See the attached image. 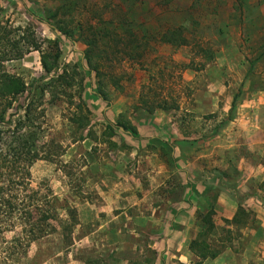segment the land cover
Returning a JSON list of instances; mask_svg holds the SVG:
<instances>
[{
	"label": "rangeland",
	"instance_id": "obj_1",
	"mask_svg": "<svg viewBox=\"0 0 264 264\" xmlns=\"http://www.w3.org/2000/svg\"><path fill=\"white\" fill-rule=\"evenodd\" d=\"M107 1L113 3V0ZM60 2L0 0V22L13 38L29 29L33 39L43 42V50L48 47L47 40L57 39L62 53L60 65H77L84 76L83 97L92 111L91 129L95 137L108 122L115 123L120 116L135 127L138 122L164 116L188 143L197 142L198 150L208 153L216 144L224 143L228 122L246 108L244 105L250 99H264V0L137 2L133 15L136 24L148 19L150 32L183 24L187 37L197 39L201 46L210 49L213 59L205 62L192 47L161 45L142 62L126 60L119 68L116 66L117 73H126L122 89L113 90L108 84L112 103L109 109H105L106 104L97 96L96 80L82 60L84 45L71 42L49 27L45 12ZM79 15L77 12L73 17L78 20ZM23 45L20 48L24 50ZM0 72L21 77L28 87V92L6 113V121H15L23 115L25 104L34 94L38 97L32 88L45 79L40 52L30 50L21 59L0 62ZM141 96L148 101L157 96L171 97L178 110L169 113L158 110L152 116L135 111ZM48 98L47 95L34 112L37 128L33 131L41 138L40 143L48 140L59 143L63 156L53 163L38 160L29 171L33 189L51 191L50 207L55 219L45 223L48 234L30 244L25 258L21 257V249L14 246L17 244L9 243L19 229L0 234V264H164L166 254L153 247L152 242L158 237L151 235L150 230L158 229L160 212L168 204L162 197L167 194L175 198L180 193L182 179L174 170L176 158L171 160L164 155L159 143L145 144L138 134L136 138L120 130L113 140L118 144L123 141L131 150L111 151L94 140L81 139L87 135V129H78L68 122L72 113L68 100L62 98L48 104ZM257 110L264 120V104ZM7 130L8 127L0 124V131L7 133ZM177 144V141L171 144L172 154L174 149L178 153ZM192 157L193 154L189 156ZM205 172L203 176L207 177L210 173ZM227 176L235 180L239 174L227 168ZM187 177L192 180L191 174ZM199 203L201 212L198 211L197 224L201 232L200 217L208 209V202ZM71 210L75 211L73 219ZM256 222L254 219L243 228L249 227L247 237L241 229L239 237L225 243L239 262L247 258V264H264V260H256L261 255L256 248L264 243V228ZM215 225L219 229L210 236L212 240L220 235L223 223L215 222ZM64 226L68 227L67 239L62 231ZM9 245L14 247V254L4 258L2 249ZM245 247L249 251L241 258ZM151 251L156 254L152 255Z\"/></svg>",
	"mask_w": 264,
	"mask_h": 264
},
{
	"label": "trees",
	"instance_id": "obj_2",
	"mask_svg": "<svg viewBox=\"0 0 264 264\" xmlns=\"http://www.w3.org/2000/svg\"><path fill=\"white\" fill-rule=\"evenodd\" d=\"M139 1L113 0L110 4L107 0H61L60 5L45 12L47 19L50 20L49 27L53 31L59 32L73 43L84 45L82 60L86 63L87 72L96 80L97 96L106 104L105 109L111 106L108 84L113 90L122 89L121 82L126 73L123 71L117 73L116 69L126 60L142 62L161 45H170L173 48L192 47L201 54L205 62L213 59L210 49L201 46L197 39L187 37V29L183 24L153 32L149 30L148 19L136 24L133 15ZM142 9H145L143 13L145 15L147 9L145 7ZM77 12L81 18L84 16L85 18L83 20L74 18L73 15ZM27 31H22L20 37L13 38L12 33L0 22V50L2 49L0 62L21 59L30 50L38 51L45 74L44 81L32 88L38 97L34 94V97L25 104L22 116L15 121L9 119L6 121L7 111L20 96L28 92V87L21 77L0 72V124L8 127L5 131L7 133L0 131V234L19 229L9 243L17 244L14 246L21 249L22 258L27 256L32 242L48 234L49 231L44 229L45 223L55 219L53 209L50 207L51 191L46 189L45 193L40 189H33L29 171L31 165L38 160L53 163L63 156L59 143L53 140L40 143L41 138L35 130L33 131L37 128L34 123V112L45 102L44 98L49 96L48 104L62 98L68 100V105L72 109L68 122L78 129H87V135L81 139L94 140L98 145H105L111 151H123L131 150V147L123 141L118 144L113 140L119 130L139 138L137 128L123 116L115 123L108 122L100 135L95 137L91 129L92 111L83 97L84 76L78 71V66L60 65L62 53L57 39L47 40L48 47L43 50V42L33 39L30 30ZM20 44H24V50L20 48ZM127 79H130V75ZM139 103L134 110H141L150 116L158 110L164 113L178 110L176 101L171 97L157 96L148 101L146 97L141 96ZM40 114H43V111ZM152 140L166 146V149L161 148V152L173 160V147L170 143L166 144L160 138ZM64 173L69 175L67 170ZM215 200L214 197V203ZM74 212L71 210L72 219ZM214 218L215 212L211 207L200 217L203 230L189 243V251L197 258L195 264L216 258L228 247L225 243L239 237L240 230L254 220L252 213L245 210L242 202H238L236 214L231 220H221L223 227L220 229V235L212 240L210 236L219 229ZM171 228L175 229L173 224ZM67 230V226L62 227L65 239L68 238ZM13 248L10 245L4 247L2 256L4 258L13 256ZM151 254L156 253L151 251Z\"/></svg>",
	"mask_w": 264,
	"mask_h": 264
},
{
	"label": "crops",
	"instance_id": "obj_3",
	"mask_svg": "<svg viewBox=\"0 0 264 264\" xmlns=\"http://www.w3.org/2000/svg\"><path fill=\"white\" fill-rule=\"evenodd\" d=\"M263 104L262 98L250 99L244 105L246 108L228 122L224 143L216 144L208 153L198 150L197 142L188 143L189 140L180 135L176 128H172L173 125H169V119L164 116H154L147 122L136 123L138 135L145 144L155 145L156 142L152 140L154 138H160L166 144L178 143V153L175 154L174 149L172 155L176 158L174 170L181 174L180 193L175 198L167 194L162 197L168 204L160 212L158 229L150 230L151 235L158 237L152 240L153 247L166 254L163 256L164 264H195L197 258L188 246L200 231L197 215L201 212V200L208 202L205 213L212 207L214 219L217 220L215 222L219 223L222 219L231 220L236 214L238 202H242L245 210L251 212L256 223L264 228V120L257 110ZM159 146L166 149L163 144ZM241 147L244 148L242 152L239 151ZM189 148H192V153ZM220 148L225 149L224 152ZM191 154L193 157L189 158ZM179 155L180 158L177 157ZM227 168L239 174L237 179L227 176ZM161 169L165 170V166ZM207 170L210 174L204 177L203 173ZM189 174L192 180L187 177ZM172 224L177 228L172 229ZM248 228L241 230L242 233L245 230V237L250 232ZM256 250L261 254L257 255L256 260L263 262L264 243H260ZM247 251L249 248L245 247L240 257L245 258ZM247 260L239 262L233 250L227 247L216 258L207 259L202 264H247Z\"/></svg>",
	"mask_w": 264,
	"mask_h": 264
}]
</instances>
